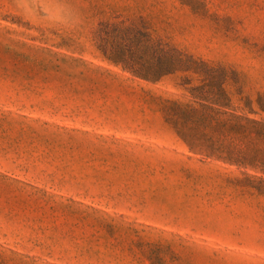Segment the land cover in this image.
Wrapping results in <instances>:
<instances>
[{
  "label": "rangeland",
  "instance_id": "rangeland-1",
  "mask_svg": "<svg viewBox=\"0 0 264 264\" xmlns=\"http://www.w3.org/2000/svg\"><path fill=\"white\" fill-rule=\"evenodd\" d=\"M116 16L177 70L107 61ZM191 105L264 117V0H0V264H264V186L188 148Z\"/></svg>",
  "mask_w": 264,
  "mask_h": 264
},
{
  "label": "trees",
  "instance_id": "trees-1",
  "mask_svg": "<svg viewBox=\"0 0 264 264\" xmlns=\"http://www.w3.org/2000/svg\"><path fill=\"white\" fill-rule=\"evenodd\" d=\"M93 35L102 46L101 52L107 61L120 65L124 70L140 78L151 80L147 75L146 77L136 71L135 63L131 62L133 59L128 57L131 50L133 53L144 49L159 59L160 71L157 79L174 73L177 70L175 66L182 62L180 54L175 50L166 49L155 41L144 24L129 22L120 19L119 16L99 21ZM107 44L118 45V53L109 55L105 47ZM129 44L135 47L132 49L127 46ZM205 109L212 108L205 105L195 108L191 105L181 109L175 106L176 113H173L171 118H175V123L181 126L178 133L184 141L187 134L200 137L198 135L200 133H203L202 138L209 141L205 145L195 141L192 145L186 143L188 148L192 151L198 148L199 154L215 157L228 165L244 169L248 179H253L259 186H264V117L252 119L230 112L224 119H219L211 114L201 113ZM258 111L264 114V107L259 106ZM201 137L196 140L202 139Z\"/></svg>",
  "mask_w": 264,
  "mask_h": 264
}]
</instances>
